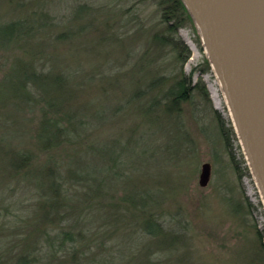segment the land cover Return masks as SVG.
<instances>
[{"label": "rangeland", "instance_id": "374dc122", "mask_svg": "<svg viewBox=\"0 0 264 264\" xmlns=\"http://www.w3.org/2000/svg\"><path fill=\"white\" fill-rule=\"evenodd\" d=\"M27 11L45 27L0 47V264H264V204L194 25L168 29L155 0H0V23ZM25 51L48 72L36 91L16 86ZM179 74L197 88L173 114L131 99L155 77L161 97ZM57 110L79 127L65 143L49 123ZM18 152L30 160L15 170ZM67 172L101 180L120 213L76 209L84 185ZM132 210L153 213L158 235Z\"/></svg>", "mask_w": 264, "mask_h": 264}, {"label": "water", "instance_id": "95a60500", "mask_svg": "<svg viewBox=\"0 0 264 264\" xmlns=\"http://www.w3.org/2000/svg\"><path fill=\"white\" fill-rule=\"evenodd\" d=\"M210 67L216 74L232 125L264 204V0H181ZM210 179L200 167L198 185Z\"/></svg>", "mask_w": 264, "mask_h": 264}, {"label": "trees", "instance_id": "16d2710c", "mask_svg": "<svg viewBox=\"0 0 264 264\" xmlns=\"http://www.w3.org/2000/svg\"><path fill=\"white\" fill-rule=\"evenodd\" d=\"M155 1L160 7L161 19L164 21L165 25L167 24L168 29L171 30L176 29V27L179 26V21L181 20H187L194 25L190 15L188 14L187 9L185 8L181 0H155ZM44 27L45 25L41 21V15H37L36 12L34 11H30V12L27 11V13L23 12L16 20L8 21L2 24L0 23V47L4 45L14 44L16 42L19 43L21 40L30 38L36 32H38L40 29H43ZM157 39L160 44L165 43L164 40H166L164 38H157ZM155 41L157 42L156 39ZM173 44L177 58H180L182 55H183L182 57L183 59L188 57L189 51L186 47L183 53L181 48H179V44H177L176 42H174ZM25 52L29 56V60L28 62L26 61L25 64H23V67L20 66L18 68L19 74L22 73V79L17 81L16 86L20 91L25 92V88H27L30 85V87L34 91H36L40 86L39 81L40 80L46 81L48 72L36 71V69L32 65L33 60L30 57L32 52L31 53L30 51H25ZM206 64L208 65V61ZM134 69H136L137 72L142 71L141 64L140 63L136 64ZM152 71L154 72V69ZM157 79L158 78L156 77L149 79V81L143 86L144 88L142 90L135 91L131 96V99L137 101L140 105H143L144 112L149 116L159 115L166 117V115L168 116L173 114V112L180 109L182 104L186 103L189 100L192 91L197 88L196 86L191 85L189 81L190 76L188 77V79H185V77L182 74H179L178 78H176L173 84H171L169 87L165 89L164 93L160 97L158 94L159 92L158 87L161 86L162 83L157 81ZM54 115L55 118L49 119V123L51 126L56 128V132H59L61 136L60 140L62 142L64 143L67 142V139L64 138V135L66 136L68 132H73V133L76 132L77 135H79V131H78L79 127L74 128L75 123H73V120L76 117L74 113H67V112H63L62 110H57ZM45 118H46L45 112H42L40 121L43 122ZM83 122H84L83 120H79L76 121V124L78 126L83 125ZM54 146L56 147L58 146V144H54ZM29 160H30V156L28 154L21 152H18L17 154L12 156V162L15 163L14 164L15 170H17L18 167H21L23 163L27 164ZM67 173H68L67 177L69 178V182L71 183L81 182L82 183L81 186L84 185V191L83 188H80L83 191L84 201H82L81 203L77 201L76 209L82 207L84 210L87 209L88 212H90L89 209L93 211V209L95 210L98 208L103 211L105 210V208H107V209H112V211H109L108 214H110L111 212H114L116 214L120 213V209H119L120 207L118 205L121 206L122 204L107 205L105 203L104 204L102 203L101 200L106 199V195L105 192H103V189L101 188V180L93 177L96 180V184H95L92 178L87 175H78L76 173L73 174L69 172ZM49 176L51 177L52 174L50 173ZM72 187L77 189V185L75 184H72ZM51 189H52L51 192L55 195V193H57L58 191V186L55 188L51 187ZM102 195L104 198H102ZM128 200L129 199L122 198L120 201L127 202L129 203V205L136 202V199L133 198H130L129 201ZM131 213L134 219L137 218L144 220V227H145L144 230L146 233H148L149 235H158L159 228L154 226V224L156 223H154L152 219V217L154 216L153 213L142 212L141 214H138L136 210H132Z\"/></svg>", "mask_w": 264, "mask_h": 264}, {"label": "bare ground", "instance_id": "6f19581e", "mask_svg": "<svg viewBox=\"0 0 264 264\" xmlns=\"http://www.w3.org/2000/svg\"><path fill=\"white\" fill-rule=\"evenodd\" d=\"M215 83L218 84V86H220V82H219V80H218L216 74H215ZM220 87H221V86H220ZM209 89H210L211 97H212V99H213L215 105L217 106V104L220 103L218 92H217V90H216L215 87H211V86H210Z\"/></svg>", "mask_w": 264, "mask_h": 264}]
</instances>
